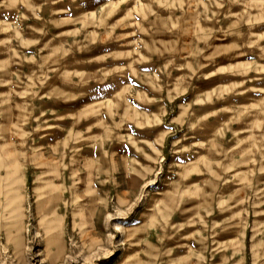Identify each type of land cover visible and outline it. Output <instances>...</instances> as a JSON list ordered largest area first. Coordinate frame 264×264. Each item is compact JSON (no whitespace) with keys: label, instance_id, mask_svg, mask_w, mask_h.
Wrapping results in <instances>:
<instances>
[{"label":"rangeland","instance_id":"374dc122","mask_svg":"<svg viewBox=\"0 0 264 264\" xmlns=\"http://www.w3.org/2000/svg\"><path fill=\"white\" fill-rule=\"evenodd\" d=\"M0 264H264V0H0Z\"/></svg>","mask_w":264,"mask_h":264},{"label":"bare ground","instance_id":"6f19581e","mask_svg":"<svg viewBox=\"0 0 264 264\" xmlns=\"http://www.w3.org/2000/svg\"><path fill=\"white\" fill-rule=\"evenodd\" d=\"M5 197H7L8 195H4Z\"/></svg>","mask_w":264,"mask_h":264}]
</instances>
